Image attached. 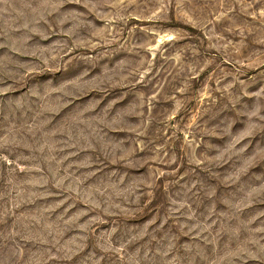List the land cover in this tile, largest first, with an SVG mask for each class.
<instances>
[{
  "label": "rangeland",
  "instance_id": "1",
  "mask_svg": "<svg viewBox=\"0 0 264 264\" xmlns=\"http://www.w3.org/2000/svg\"><path fill=\"white\" fill-rule=\"evenodd\" d=\"M0 264H264V0H0Z\"/></svg>",
  "mask_w": 264,
  "mask_h": 264
}]
</instances>
